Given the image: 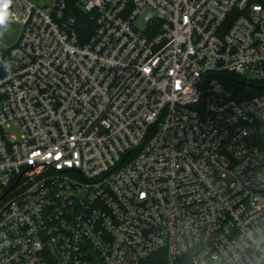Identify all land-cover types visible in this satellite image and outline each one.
Segmentation results:
<instances>
[{
  "label": "built area",
  "instance_id": "obj_1",
  "mask_svg": "<svg viewBox=\"0 0 264 264\" xmlns=\"http://www.w3.org/2000/svg\"><path fill=\"white\" fill-rule=\"evenodd\" d=\"M76 7L85 43L66 0H11L0 264H264V0Z\"/></svg>",
  "mask_w": 264,
  "mask_h": 264
},
{
  "label": "trees",
  "instance_id": "obj_2",
  "mask_svg": "<svg viewBox=\"0 0 264 264\" xmlns=\"http://www.w3.org/2000/svg\"><path fill=\"white\" fill-rule=\"evenodd\" d=\"M68 4V10L66 11L67 14L73 15L76 19V23L74 25L75 31L79 37L80 43H85L90 40V38L94 35L96 29V20L93 15L85 14L82 12L78 7H76V0H66ZM3 54L0 53V70L3 67ZM226 84L232 90L236 92H243L247 90V86L245 82L240 80L238 77L231 75L228 78ZM182 260L184 264L188 263V259ZM181 263V264H183ZM142 264H167L166 258L164 254H156L153 255L148 260L144 261Z\"/></svg>",
  "mask_w": 264,
  "mask_h": 264
},
{
  "label": "rangeland",
  "instance_id": "obj_3",
  "mask_svg": "<svg viewBox=\"0 0 264 264\" xmlns=\"http://www.w3.org/2000/svg\"><path fill=\"white\" fill-rule=\"evenodd\" d=\"M137 23L141 28L144 27V23L142 21H138ZM20 32V26L14 23H8L0 29V42H2L5 49H9L15 44L20 35ZM8 133L11 137H14L16 139H20L22 136V130L20 126L15 123L11 124V128L8 130ZM227 182L231 184L232 179H227ZM208 253L210 252H204L203 254L199 255L197 257L198 261H204L206 264H215L216 262L213 260V258L211 256L208 257Z\"/></svg>",
  "mask_w": 264,
  "mask_h": 264
},
{
  "label": "clouds",
  "instance_id": "obj_4",
  "mask_svg": "<svg viewBox=\"0 0 264 264\" xmlns=\"http://www.w3.org/2000/svg\"><path fill=\"white\" fill-rule=\"evenodd\" d=\"M11 0H0V26H3L9 17Z\"/></svg>",
  "mask_w": 264,
  "mask_h": 264
}]
</instances>
